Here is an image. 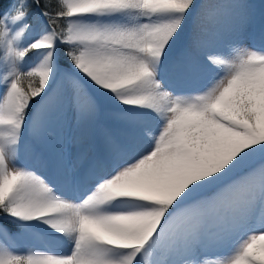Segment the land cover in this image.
<instances>
[{
	"label": "snow or ice",
	"instance_id": "1",
	"mask_svg": "<svg viewBox=\"0 0 264 264\" xmlns=\"http://www.w3.org/2000/svg\"><path fill=\"white\" fill-rule=\"evenodd\" d=\"M0 264H264V3L0 5Z\"/></svg>",
	"mask_w": 264,
	"mask_h": 264
},
{
	"label": "bare ground",
	"instance_id": "2",
	"mask_svg": "<svg viewBox=\"0 0 264 264\" xmlns=\"http://www.w3.org/2000/svg\"><path fill=\"white\" fill-rule=\"evenodd\" d=\"M261 2L264 3V0H261ZM253 5L255 6L256 10L259 11L261 3L260 2L253 3ZM190 33H191V25L188 30V34ZM188 34H186L185 40L187 39ZM78 141H79V132L75 128L70 129L68 133V148L73 153H75V151L77 150ZM98 143H99V137L94 133L88 140V146L89 148H92L95 147ZM20 161L21 163L32 162L31 153L22 149L20 154Z\"/></svg>",
	"mask_w": 264,
	"mask_h": 264
},
{
	"label": "trees",
	"instance_id": "3",
	"mask_svg": "<svg viewBox=\"0 0 264 264\" xmlns=\"http://www.w3.org/2000/svg\"><path fill=\"white\" fill-rule=\"evenodd\" d=\"M10 2L11 0H0V5H2L3 8H7Z\"/></svg>",
	"mask_w": 264,
	"mask_h": 264
},
{
	"label": "rangeland",
	"instance_id": "4",
	"mask_svg": "<svg viewBox=\"0 0 264 264\" xmlns=\"http://www.w3.org/2000/svg\"><path fill=\"white\" fill-rule=\"evenodd\" d=\"M262 3L261 0H249V3H251L253 5V3Z\"/></svg>",
	"mask_w": 264,
	"mask_h": 264
}]
</instances>
